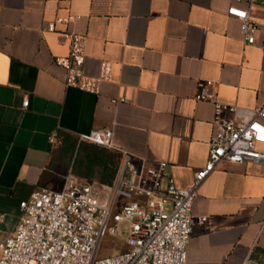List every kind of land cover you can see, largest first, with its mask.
<instances>
[{
	"label": "crops",
	"instance_id": "obj_1",
	"mask_svg": "<svg viewBox=\"0 0 264 264\" xmlns=\"http://www.w3.org/2000/svg\"><path fill=\"white\" fill-rule=\"evenodd\" d=\"M231 6L247 4L0 0V241L34 190L58 191L71 176L85 182L75 159L63 158L64 134L112 130L114 149L139 163L165 161L179 186L192 183L214 132L213 104L195 99L205 82L214 83L217 100L240 109L231 115L238 120L264 104V7L252 10L262 29L248 44ZM68 33L86 37L89 75L108 68L97 93L64 82L56 61L68 55ZM193 215L187 264H242L248 256L264 264V163L217 166Z\"/></svg>",
	"mask_w": 264,
	"mask_h": 264
},
{
	"label": "built area",
	"instance_id": "obj_2",
	"mask_svg": "<svg viewBox=\"0 0 264 264\" xmlns=\"http://www.w3.org/2000/svg\"><path fill=\"white\" fill-rule=\"evenodd\" d=\"M247 7L231 6L230 16L241 22L248 44L256 42L262 25L252 10L264 0H239ZM69 52L56 64L64 69V82L97 93L109 78L107 66L94 77L85 69L86 37L68 33ZM206 81L195 99L214 106V132L208 158L187 187L179 186L166 173L168 163L149 165L122 153L111 187L86 183L73 176L58 191L36 189L20 203L21 216L15 230L0 241V264H187L188 247L197 222L193 207L202 183L222 163H264V104L249 119L231 117L240 109L217 100ZM123 101L114 100V102ZM29 106V99L23 107ZM82 140L112 147V130L81 135ZM99 186L113 192L103 200ZM208 217L198 222L204 224ZM264 226V220H263ZM125 231V233H124ZM113 238L126 247H113ZM242 264H257L248 256Z\"/></svg>",
	"mask_w": 264,
	"mask_h": 264
},
{
	"label": "trees",
	"instance_id": "obj_3",
	"mask_svg": "<svg viewBox=\"0 0 264 264\" xmlns=\"http://www.w3.org/2000/svg\"><path fill=\"white\" fill-rule=\"evenodd\" d=\"M61 140L64 159L73 157L77 151L73 163L77 176L86 183L112 186L121 162V151L94 142L90 143L70 134H64Z\"/></svg>",
	"mask_w": 264,
	"mask_h": 264
},
{
	"label": "rangeland",
	"instance_id": "obj_4",
	"mask_svg": "<svg viewBox=\"0 0 264 264\" xmlns=\"http://www.w3.org/2000/svg\"><path fill=\"white\" fill-rule=\"evenodd\" d=\"M87 142L92 143L91 141H87ZM106 147H108V146H106ZM108 148H113V147H108ZM58 154H59V153H58ZM76 154H77V153H76V151H75V153L73 154V158H74V159H75ZM99 188H100V191H101V197H102L103 200H109V199L112 197L113 192H111V191L105 189L103 186H99ZM124 233H125V231H124ZM108 241H109L110 243H112L113 247H117V249H123V250L126 249L125 246H123L122 244H120V242L116 241V240L113 239V238H109Z\"/></svg>",
	"mask_w": 264,
	"mask_h": 264
}]
</instances>
